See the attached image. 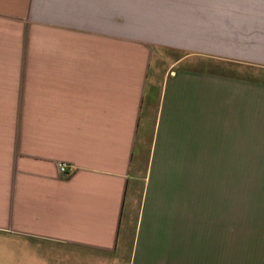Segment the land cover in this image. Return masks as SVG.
I'll return each mask as SVG.
<instances>
[{"label": "crops", "instance_id": "0c3cea01", "mask_svg": "<svg viewBox=\"0 0 264 264\" xmlns=\"http://www.w3.org/2000/svg\"><path fill=\"white\" fill-rule=\"evenodd\" d=\"M198 154L231 181L211 264H264V0H0L21 264H198Z\"/></svg>", "mask_w": 264, "mask_h": 264}, {"label": "rangeland", "instance_id": "374dc122", "mask_svg": "<svg viewBox=\"0 0 264 264\" xmlns=\"http://www.w3.org/2000/svg\"><path fill=\"white\" fill-rule=\"evenodd\" d=\"M209 155L198 154V233L194 240H198V264H211L212 246H217L215 256H225L226 250L221 248L226 241L225 227L217 219L221 212H226L227 188L230 180L224 168L200 167L218 164L203 157ZM237 175V174H236ZM242 184L234 185L235 205L242 198ZM219 214V215H217ZM224 230V231H223ZM34 242L18 235L0 232V264H21V248L28 253H34ZM23 250V249H22Z\"/></svg>", "mask_w": 264, "mask_h": 264}, {"label": "built area", "instance_id": "2783aa9c", "mask_svg": "<svg viewBox=\"0 0 264 264\" xmlns=\"http://www.w3.org/2000/svg\"><path fill=\"white\" fill-rule=\"evenodd\" d=\"M57 168H58L59 173L64 176L70 175L73 170V168L70 165L64 162H58Z\"/></svg>", "mask_w": 264, "mask_h": 264}]
</instances>
